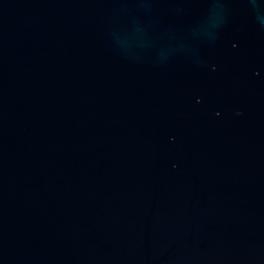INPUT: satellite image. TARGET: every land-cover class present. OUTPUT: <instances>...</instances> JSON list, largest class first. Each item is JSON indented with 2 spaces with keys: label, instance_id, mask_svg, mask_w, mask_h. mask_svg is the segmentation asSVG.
<instances>
[{
  "label": "water",
  "instance_id": "water-1",
  "mask_svg": "<svg viewBox=\"0 0 264 264\" xmlns=\"http://www.w3.org/2000/svg\"><path fill=\"white\" fill-rule=\"evenodd\" d=\"M0 264H264V0H0Z\"/></svg>",
  "mask_w": 264,
  "mask_h": 264
}]
</instances>
